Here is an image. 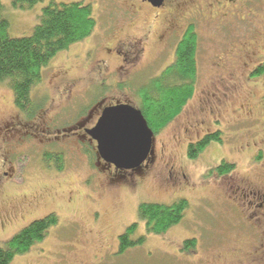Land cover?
Instances as JSON below:
<instances>
[{
	"label": "rangeland",
	"instance_id": "rangeland-1",
	"mask_svg": "<svg viewBox=\"0 0 264 264\" xmlns=\"http://www.w3.org/2000/svg\"><path fill=\"white\" fill-rule=\"evenodd\" d=\"M1 1L12 39L31 36L42 10L52 1L91 5L97 22L88 40L58 54L45 69L44 83L33 95H46L49 100L46 109L33 121L27 122L17 110L10 88L0 85V178H5L6 173L5 180L12 188L10 193L0 183V225H5L0 227V248H5L8 241L34 221L52 213L60 220L43 242L11 264H197L196 254L205 259L213 254V264H238V259L231 261L228 256L233 249L244 247L245 224L229 198V177L219 178L211 172L222 161L236 162L239 166L235 177L254 179L253 173L246 169L248 156L238 149L247 138L237 143L233 139L239 129L264 126V116L255 122L228 125L239 108L253 112L252 92L245 93L241 73L244 27L235 23L222 26L218 21L213 28L199 26L201 69L196 97L173 123L154 137L144 186L133 191L130 177L126 181L112 174L98 160L86 163L85 149L79 144L80 130L114 104L139 108L137 91L174 63L183 25H176L163 15L154 19V13L149 12L131 20L124 7L113 0H43L29 10L13 8L11 0ZM170 1L176 5L190 2ZM175 26L179 29L178 36L169 37ZM140 36L146 37L147 62L139 72L127 77L125 69L119 72L124 64L115 49L123 41ZM215 57H227L233 72L219 69L210 73L209 64ZM98 73L105 76L104 82ZM110 74L115 76L108 78ZM71 86L75 89L70 94L59 96L58 90L63 92ZM211 94L216 98L209 106L198 104ZM82 112L88 117L77 124ZM212 112L213 118L221 116L223 126L197 130L187 142L177 145L173 142V136L179 135L184 126L200 123ZM212 131L222 132L223 144L212 143L198 159L190 160L189 145ZM46 152L62 154L63 164H58L61 171L44 161ZM170 171L174 175L185 174L186 181L180 177L169 187L166 180ZM180 200L189 203L183 221L163 237L147 233L138 216L139 206L172 205ZM95 211L102 214L97 224L93 223ZM133 224H138L133 240L144 241L120 253L119 238ZM190 240L197 241L196 249L180 251V246ZM211 249L213 253H209Z\"/></svg>",
	"mask_w": 264,
	"mask_h": 264
},
{
	"label": "trees",
	"instance_id": "trees-1",
	"mask_svg": "<svg viewBox=\"0 0 264 264\" xmlns=\"http://www.w3.org/2000/svg\"><path fill=\"white\" fill-rule=\"evenodd\" d=\"M18 10H29L43 0H11ZM5 7L0 0V85L6 84L13 93L14 104L27 122L36 119L46 109L48 97H34V90L44 83V71L53 59L69 51L78 43L88 40L97 27L91 5L83 3H56L52 1L40 15L39 24L29 37L12 39L9 21L4 16ZM198 26L191 24L177 43L175 61L158 77L151 79L137 91L139 110L142 111L155 136L165 130L184 111L197 93L200 79L201 37ZM40 96V97H39ZM223 144V134L216 131L188 147V157L196 160L212 144ZM49 163L63 164L62 154L46 152ZM233 166L226 162L214 169L219 175H227ZM189 209L186 200L172 205L143 203L139 206V219L145 223L147 233L164 235L178 226ZM55 213L34 221L20 231L5 248H0V264H11L18 256L31 251L41 243L50 230L59 224ZM138 224L131 225L120 240V253L141 245L143 238L133 240ZM196 241L184 243V250L196 249Z\"/></svg>",
	"mask_w": 264,
	"mask_h": 264
},
{
	"label": "flooded vegetation",
	"instance_id": "flooded-vegetation-1",
	"mask_svg": "<svg viewBox=\"0 0 264 264\" xmlns=\"http://www.w3.org/2000/svg\"><path fill=\"white\" fill-rule=\"evenodd\" d=\"M113 1L119 6L124 7V10L130 15L129 19L131 20L137 19L141 15H145L146 12H149L154 13V19H159L161 15H163L165 18H169L176 23V25L182 24L184 27L182 35L191 24H195L198 27L203 24L212 26V28L213 23H216L217 21L224 24L222 26L234 23L241 24L245 29V42L243 44L244 55L241 64V73H244L243 88L246 87V94L252 92L251 100L253 112L247 113L244 112L242 108H239L232 114L228 125L240 124L245 121L255 122L259 117L264 116V0H190V2L178 5L174 3L171 4L170 2L172 1L170 0H156L154 2L151 0ZM178 30L179 29L175 26L173 31L169 33V37L178 36ZM145 38L146 37L144 36L138 38L133 37L130 40L123 41L119 44V47L115 49L117 55L122 57V63L124 64L123 68H119V72L121 69H125L123 72L127 73V77H130V74L133 72H139L147 62ZM255 47H257V49ZM237 57H239V55ZM228 61L229 59L227 57L224 59L220 57L212 58L209 64L210 73L212 71L216 72L219 69L230 71V73L233 72ZM103 63L106 64V62ZM107 69H109L108 66L106 67V71ZM97 70L98 72L100 71L98 67ZM98 74L99 77L102 78L100 81L104 82L105 76L100 73ZM113 76L115 75L110 74L108 78H112ZM213 76H211L212 80ZM256 85H259V87ZM257 88H259V90L256 91L255 89ZM74 89V86H71L63 92L58 90L59 96L62 97L68 95ZM215 98L216 95L211 94L207 96L206 99L202 98L199 100L198 104H207V106H209L208 103L213 102ZM117 105L122 104H114L110 107ZM84 112L80 114L82 116L78 118L76 122L77 124L88 117L85 118L88 112ZM102 112L93 118L92 123L90 121L88 127L80 126L82 139L79 140V144L85 149L84 156L86 158V163L89 165L90 159L98 160L103 164V168L109 169L112 174L120 175L126 181H128L127 178L130 177L132 179L130 188L133 191H137L144 186L143 180L146 178L144 173L149 169L147 165H149L151 156L139 169L136 170H118L113 165L103 161L98 153L97 142L90 136V131L97 125L100 119L99 116ZM263 120L264 118L262 121ZM213 125L217 128L218 126H223V123L221 121V116L213 118L212 112L210 113V116H207V119L202 120L200 123L195 122L193 125L188 124L184 126L179 132V135L177 134L173 136V142L176 145L181 142H187L197 130L213 129ZM213 133L214 132L212 131L208 135ZM245 138L249 140L246 139V141L241 142L238 149L243 155L248 156L246 169L248 172L253 173L254 179L241 178L239 177L241 175L235 177L234 175L238 171L239 166L236 162L230 163L233 166V170L227 175H219L217 172H214V169L211 173L217 175L216 177L220 176L219 178L229 177V198L233 202V208L237 216L244 222L245 231L247 233V240L244 243V247H241L238 250L233 249L228 256L229 259H231V261L234 258L238 259V264H264V126L257 125L256 127L239 129V131L234 134L233 141L234 143H237L243 139L245 140ZM55 154L58 155L59 153L55 152ZM44 161L52 167L53 163H49L45 154ZM172 171H174L173 168ZM172 171L169 172V176L166 180L169 187H173V185L176 184L174 180L180 177L182 180L186 181L187 178L185 174L176 175L175 173L174 175ZM103 173L105 174V172ZM3 176L7 178L6 173ZM2 178H0V183L3 184L6 191L11 193V185L9 186V183L5 178ZM89 197L92 198V196ZM101 216L102 214L100 211H95L93 214V223L97 224V221ZM4 226V224L0 225V227ZM161 236L163 237V235ZM179 250L184 251V244L180 246ZM108 252L109 251L104 254ZM210 252L213 253V249H211L209 253ZM186 256H188V253H185V257ZM195 257L197 259V264H213V254L210 259H205L204 256H199L198 254H196ZM186 258L188 259V257Z\"/></svg>",
	"mask_w": 264,
	"mask_h": 264
},
{
	"label": "water",
	"instance_id": "water-1",
	"mask_svg": "<svg viewBox=\"0 0 264 264\" xmlns=\"http://www.w3.org/2000/svg\"><path fill=\"white\" fill-rule=\"evenodd\" d=\"M90 136L103 161L118 170L139 169L153 153L155 133L142 111L130 104L105 109Z\"/></svg>",
	"mask_w": 264,
	"mask_h": 264
}]
</instances>
